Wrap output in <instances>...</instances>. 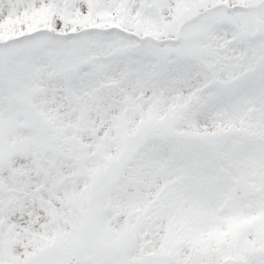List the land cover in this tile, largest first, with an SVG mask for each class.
<instances>
[{"label": "snow or ice", "instance_id": "snow-or-ice-1", "mask_svg": "<svg viewBox=\"0 0 264 264\" xmlns=\"http://www.w3.org/2000/svg\"><path fill=\"white\" fill-rule=\"evenodd\" d=\"M0 264H264V0H0Z\"/></svg>", "mask_w": 264, "mask_h": 264}]
</instances>
